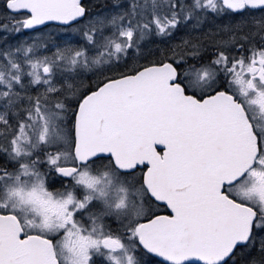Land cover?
<instances>
[{"label": "snow or ice", "instance_id": "snow-or-ice-1", "mask_svg": "<svg viewBox=\"0 0 264 264\" xmlns=\"http://www.w3.org/2000/svg\"><path fill=\"white\" fill-rule=\"evenodd\" d=\"M0 264H264V0H0Z\"/></svg>", "mask_w": 264, "mask_h": 264}]
</instances>
